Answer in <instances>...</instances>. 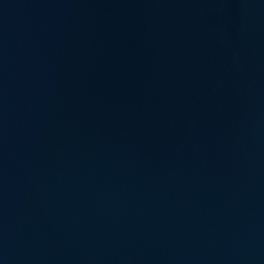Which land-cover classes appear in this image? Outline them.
I'll use <instances>...</instances> for the list:
<instances>
[{
    "label": "water",
    "instance_id": "water-1",
    "mask_svg": "<svg viewBox=\"0 0 264 264\" xmlns=\"http://www.w3.org/2000/svg\"><path fill=\"white\" fill-rule=\"evenodd\" d=\"M0 264H264V0H0Z\"/></svg>",
    "mask_w": 264,
    "mask_h": 264
}]
</instances>
